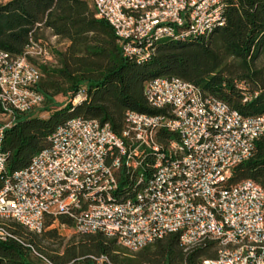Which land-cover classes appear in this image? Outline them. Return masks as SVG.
Masks as SVG:
<instances>
[{
  "label": "built area",
  "instance_id": "obj_1",
  "mask_svg": "<svg viewBox=\"0 0 264 264\" xmlns=\"http://www.w3.org/2000/svg\"><path fill=\"white\" fill-rule=\"evenodd\" d=\"M91 1L123 57L138 64L151 60L161 40L207 37L225 22L224 0ZM33 61H51L40 41L20 57L0 50V111L7 119L0 124V173L5 130L15 116L44 102ZM143 96L160 113L126 112L121 137L108 123L71 118L48 136L47 148L7 177L0 191V242L17 240L10 224L39 235L52 219V226L102 234L131 252L176 233L185 252L214 244L216 256L196 264H264V190L250 180L228 185L233 169L264 136V115L243 116L176 78L147 81ZM86 98L79 91L69 102L76 106ZM159 131L175 139L161 143ZM147 167L148 178L142 174ZM136 172L131 195L118 197L120 180Z\"/></svg>",
  "mask_w": 264,
  "mask_h": 264
},
{
  "label": "trees",
  "instance_id": "obj_2",
  "mask_svg": "<svg viewBox=\"0 0 264 264\" xmlns=\"http://www.w3.org/2000/svg\"><path fill=\"white\" fill-rule=\"evenodd\" d=\"M223 17L224 25L207 37L157 42L151 60L138 64L123 57L112 27L96 18L91 0L0 2L1 51L20 57L31 42L46 45L47 32L49 37L67 44L63 52L57 53L56 63L48 45L51 61H33L41 75L37 89L44 97L42 112L50 114L47 118L34 116V111L17 115L5 130L2 151L6 162L0 173V191L7 177L25 168L32 157L47 148L48 136L71 118L108 123L121 137L126 112L160 113L150 110L143 96L145 83L154 78H176L193 84L204 95L222 101L243 116L264 115V0H224ZM79 91L87 97L81 104L72 106L68 102L60 109H51L57 104L56 98L70 101ZM244 96L251 99L243 102ZM157 139L166 144L175 136L159 131ZM139 174L120 180L118 197L131 195ZM142 174L148 178L152 169L147 167ZM244 180L264 190V136L255 141L250 158L233 169L228 185ZM57 220L72 226L65 217ZM52 224V219L47 220L39 235L8 225L17 240L0 242V264H196L216 256L213 243L185 252L176 233L136 252L102 234L73 233L61 254L48 255L40 244L57 236L55 230L48 231ZM31 254L37 261L31 260ZM100 257L106 261L97 262Z\"/></svg>",
  "mask_w": 264,
  "mask_h": 264
},
{
  "label": "rangeland",
  "instance_id": "obj_3",
  "mask_svg": "<svg viewBox=\"0 0 264 264\" xmlns=\"http://www.w3.org/2000/svg\"><path fill=\"white\" fill-rule=\"evenodd\" d=\"M9 0H0V2H7ZM44 40L47 41L46 45H48L52 51L53 60L54 63H56V55L57 53H61L65 50L67 44L65 42H58L56 39L49 37V33L44 34ZM57 104L52 106L51 109L57 110L61 107H64L68 104L69 100L65 97H58L56 98ZM44 109V106L40 107L36 111H34L32 114L34 116L40 117V118H47L50 113L48 112H42ZM7 121V119H4L3 115L0 113V124H3ZM52 229L56 231L57 236H55L50 241H42L40 244V247L44 248V251L47 252L48 255H57L61 254L62 247L68 243V241L74 236L73 232L69 228H62L58 224H54L52 227L48 228V231ZM59 248V251L56 249ZM37 252V251H36ZM38 253V252H37ZM31 260L37 261V258L34 254H31Z\"/></svg>",
  "mask_w": 264,
  "mask_h": 264
}]
</instances>
